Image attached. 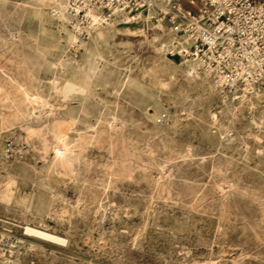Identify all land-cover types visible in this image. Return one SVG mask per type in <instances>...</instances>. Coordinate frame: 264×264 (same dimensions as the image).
I'll return each instance as SVG.
<instances>
[{"label":"rangeland","instance_id":"rangeland-1","mask_svg":"<svg viewBox=\"0 0 264 264\" xmlns=\"http://www.w3.org/2000/svg\"><path fill=\"white\" fill-rule=\"evenodd\" d=\"M28 1L0 0V76L29 82L49 104L14 124L0 118V264H264V102L230 99L201 69L188 76L170 31L143 14L119 19L106 40L74 28L73 42L51 3ZM89 65L102 78H87ZM127 79L153 97L118 86ZM51 109L76 117L63 141L81 156L67 171L53 163L51 134L45 147L26 128L47 130Z\"/></svg>","mask_w":264,"mask_h":264},{"label":"built area","instance_id":"built-area-1","mask_svg":"<svg viewBox=\"0 0 264 264\" xmlns=\"http://www.w3.org/2000/svg\"><path fill=\"white\" fill-rule=\"evenodd\" d=\"M68 11L82 39L115 11L142 13L171 31V57L195 60L234 101H264V0H68Z\"/></svg>","mask_w":264,"mask_h":264},{"label":"bare ground","instance_id":"bare-ground-1","mask_svg":"<svg viewBox=\"0 0 264 264\" xmlns=\"http://www.w3.org/2000/svg\"><path fill=\"white\" fill-rule=\"evenodd\" d=\"M4 1V0H3ZM28 1V0H27ZM32 5H34L35 7H40L42 5H45L47 3H51L53 5V7L56 9V11L58 12L59 16L64 20V23H65V28H66V36L68 37L69 40L71 41H76L77 40V35L75 33V29H74V26L72 24V20H71V16L69 14V11H68V0H30ZM26 2V0H25ZM29 2V1H28ZM23 6V5H22ZM25 6V5H24ZM28 6V5H27ZM3 8V7H2ZM27 8V7H26ZM24 9V8H23ZM29 9V8H28ZM4 10V9H3ZM14 10V8H13ZM34 10V9H33ZM33 10H26L27 14H32V13H37L36 11V8H35V11ZM8 11V10H7ZM25 11V9H24ZM24 11L23 14H24ZM19 12V10H18ZM21 12V13H22ZM7 13V12H6ZM12 13V12H11ZM3 14V13H2ZM10 14V13H9ZM23 14H22V18H23ZM142 13L136 15V16H141ZM18 16V15H17ZM30 16V15H29ZM135 16V15H134ZM20 17V18H21ZM97 18V15L95 16ZM6 18V17H5ZM37 19V18H36ZM119 19H121L123 22L126 23H129L132 21V19H134V17H130V15H127V14H124L123 12L121 11H115L114 12V17L112 18V20L110 22L107 23L106 26L102 25V26H96L94 27L93 29H96V28H99V29H96V39H102V40H106L108 39L109 37L111 36H114L119 30H121L120 28H118V26L116 25L117 21H119ZM137 19V18H136ZM1 20V19H0ZM142 20V19H141ZM144 20V18H143ZM134 21V20H133ZM142 22V21H141ZM104 26V27H103ZM102 27V28H101ZM108 27V28H107ZM126 27V26H125ZM106 28V29H105ZM127 30L129 31L130 28L126 27ZM92 29V30H93ZM135 31V30H134ZM131 32V31H129ZM133 32V31H132ZM136 33V32H134ZM91 34V33H90ZM164 34V33H163ZM170 34H171V44H170V48H169V53H170V49L172 48L173 46V42H174V39H173V35L170 31ZM168 35V34H167ZM166 35V36H167ZM17 36V35H16ZM90 38V36H89ZM167 38V37H166ZM94 39V38H93ZM92 39V41H93ZM165 39V38H164ZM67 42V41H66ZM69 43V42H68ZM167 43V42H166ZM64 47H65V44H63ZM104 45V44H103ZM161 45V44H160ZM68 46V45H67ZM107 46V45H106ZM159 46V45H158ZM157 46V47H158ZM164 46V45H163ZM112 48V47H111ZM162 48V47H161ZM60 49L61 46H60ZM64 49V48H63ZM103 49V48H102ZM165 49V48H164ZM42 50V49H41ZM44 50V49H43ZM42 50V51H43ZM68 51V50H67ZM167 51V50H166ZM96 53H97V56L100 58V60L102 59L103 61V55L100 53V50L96 48ZM47 54V53H46ZM40 55V54H39ZM42 55H44L42 53ZM41 55V56H42ZM61 56V55H60ZM71 56V55H69ZM45 57V56H44ZM43 57V58H44ZM105 57V56H104ZM46 58V57H45ZM67 59V58H66ZM69 59V58H68ZM67 59V60H68ZM47 60V59H46ZM45 60V61H46ZM49 60V59H48ZM56 61V60H55ZM63 61V60H62ZM108 61V60H107ZM116 61V60H114ZM187 61L186 63V69L184 70L185 73L187 72L188 76H200L201 74V71L199 69V64L195 61V60H185ZM112 62V61H111ZM117 62V61H116ZM116 62H113V63H116ZM44 63V62H43ZM51 63V62H50ZM55 63V62H53ZM110 63V62H109ZM40 64V63H39ZM46 64V63H45ZM159 64V63H158ZM41 65V64H40ZM55 65V64H53ZM51 65V66H53ZM108 65V64H107ZM112 65V64H111ZM42 66V65H41ZM50 66V65H49ZM48 66V67H49ZM109 66V65H108ZM178 66V65H177ZM184 66V65H183ZM22 69L24 70H27L26 68V65L24 63H21L20 62V66ZM47 67V68H48ZM107 67V66H106ZM168 65L166 63H164L163 61L160 62L159 66H158V71H166L168 70L167 69ZM54 68V67H53ZM55 68H57L55 66ZM96 67H93L91 65H89L87 67V69H84L86 71V77L89 78L90 80L92 79H95V78H102L103 76V71L102 72H98L95 70ZM110 68V66H109ZM49 69V68H48ZM111 69V68H110ZM53 70V69H51ZM115 70V69H114ZM0 71L4 72L5 70L3 68L0 67ZM106 71V70H105ZM104 71V72H105ZM110 71V70H109ZM202 72L205 74L204 76V79L205 78H208L207 76H210L209 73H207L206 71L202 70ZM159 73V72H157ZM156 74V72H155ZM161 74V73H160ZM186 75V74H185ZM1 77V76H0ZM130 77V76H129ZM3 80L0 81V104L1 106H5L7 107L8 109L10 108L11 109V112H9L8 114L6 113H1L0 112V118L2 120V123L4 125H7L6 123H15V122H19V121H22V120H27L31 117L32 115V110L36 107H41V110H42V107L46 106L49 104V102L47 101L45 95H43V93H41L40 91L32 88V85H30V83L24 81V80H19V79H16L14 76H11V75H4V77L2 76L1 77ZM59 78V77H58ZM112 78V77H111ZM211 78V77H210ZM209 78V79H210ZM137 79V78H136ZM108 80V79H107ZM138 80V79H137ZM199 80V79H198ZM207 80V79H205ZM101 81V80H100ZM106 80L104 79V82ZM123 81V80H122ZM197 81V80H196ZM113 82V81H112ZM158 82V81H157ZM200 82V81H198ZM98 83V82H97ZM203 83V82H202ZM201 83V84H202ZM52 84V83H51ZM96 84V83H95ZM99 84L102 85V83L99 82ZM107 84V83H106ZM125 84V85H124ZM159 84H165V83H162L161 82H158V85ZM104 85V84H103ZM124 85V87L126 85H133L135 86L137 89L139 88L141 90V93L142 94H146L148 96H152L151 94V91L149 92L140 82L136 81V80H132V79H127L125 82H123L122 84L119 82L118 83V86L122 87ZM214 85V84H213ZM160 86V85H159ZM211 86V84H210ZM215 86V85H214ZM213 86V87H214ZM132 87V86H131ZM204 87V86H203ZM123 88V87H122ZM134 88V87H133ZM133 88H131L132 90H134ZM118 89V88H117ZM128 89V88H127ZM126 89V90H127ZM130 89V90H131ZM136 89V90H137ZM119 90V89H118ZM209 90V89H208ZM215 90V89H214ZM138 91V90H137ZM155 91V90H154ZM207 91V90H206ZM116 92V91H115ZM122 92V91H121ZM208 92V91H207ZM118 93V92H117ZM157 93V92H156ZM225 95V94H224ZM144 96V95H143ZM142 96V97H143ZM148 96H146L148 98ZM153 97V96H152ZM146 98V99H147ZM150 98V97H149ZM226 98V96H225ZM221 99H222V96H221ZM228 99V98H227ZM226 99V100H227ZM247 100V99H246ZM225 101V100H224ZM249 102V101H248ZM264 102V101H263ZM227 104V103H226ZM251 104V103H250ZM249 104V105H250ZM253 104V103H252ZM260 104V102H259ZM52 106V104H50ZM256 105V103H255ZM263 105V104H262ZM228 106V105H227ZM234 107V105H232ZM49 107V106H47ZM231 107V106H230ZM256 107V106H255ZM258 107V106H257ZM256 107V108H257ZM60 108V107H59ZM247 108V107H246ZM249 108V107H248ZM46 109V108H45ZM49 109V108H48ZM53 109V108H52ZM50 110V112H47L49 113V117L51 118L50 119V124L46 125L47 127V130H39V129H36L34 127H32L31 125H29L27 128V131H28V134L29 135H38L41 139H42V142L43 144L45 145V147H48V143L46 142V139H47V133L51 134L52 136V140H53V143H52V147L55 151V156H54V160H53V163L54 165L56 166H61L63 168H66V171L67 169H69L72 165V159L73 158H78L79 155H75L73 154L74 156L70 155L69 152H70V148L67 147V145H65L63 139L65 137V135L67 134V131L68 130H72L73 129V126L74 124L76 123V117L72 116V115H67V116H61V115H57L54 110ZM229 109V107H228ZM258 110V109H257ZM263 110V109H262ZM228 111V110H226ZM247 111V110H246ZM255 111V110H254ZM43 112V111H42ZM256 112V111H255ZM40 113V112H39ZM64 113V112H63ZM67 114V113H66ZM73 114V113H72ZM39 115V114H38ZM47 116V114H45ZM240 114H238L239 116ZM251 116V114H250ZM257 116V115H256ZM261 116V115H260ZM123 117V116H122ZM33 118V117H32ZM121 118V117H120ZM35 119V118H34ZM37 119V118H36ZM35 119V120H36ZM117 119V118H116ZM0 120V121H1ZM32 120V119H31ZM251 120V118L249 119ZM259 120V119H258ZM257 120V121H258ZM34 121V120H33ZM39 121V120H38ZM255 121V120H254ZM262 121V120H261ZM264 121V120H263ZM230 122V121H229ZM253 122V121H252ZM33 123V122H32ZM238 123V122H237ZM243 123V122H242ZM240 122V124H242ZM17 124V123H16ZM120 124L121 125H124L125 122L121 119L120 120ZM176 124V122H175ZM234 124V122H233ZM255 124H257L258 126L262 127L264 126V122L261 123V122H256ZM2 125V124H1ZM0 125V126H1ZM115 125V124H114ZM111 126V125H110ZM4 127V126H3ZM8 127V126H7ZM248 127V125H247ZM44 129V128H43ZM76 129V128H75ZM90 129V128H89ZM264 129V128H262ZM243 130V129H242ZM261 130V129H260ZM150 131V130H149ZM74 132V131H73ZM258 132V131H257ZM260 132V131H259ZM97 133V132H96ZM79 134V133H78ZM86 134V133H85ZM204 134V133H203ZM254 134V133H253ZM262 134V133H261ZM88 135V134H87ZM264 135V132L263 134ZM237 136V135H236ZM255 136V135H254ZM78 137V136H77ZM36 138V137H35ZM79 138V137H78ZM31 139V138H30ZM90 138L86 135H82L81 136V140H78L80 141V145H84V143H86ZM230 139V138H229ZM257 139V137H256ZM261 139V138H260ZM37 142V140H35ZM97 141V140H96ZM233 141V140H232ZM76 142V141H75ZM89 143V141H88ZM87 143V144H88ZM133 143V142H132ZM138 143V142H137ZM140 143V142H139ZM162 143V142H161ZM141 144V143H140ZM74 146H76L74 144ZM89 146V145H88ZM77 147V146H76ZM80 147H83V146H80ZM86 147V146H85ZM134 147V146H133ZM139 147V146H137ZM84 148V147H83ZM88 148V147H87ZM47 149V148H46ZM75 149H78L74 147V151H76ZM73 150V149H72ZM81 150V149H80ZM83 150V149H82ZM81 150V151H82ZM45 153V152H44ZM84 153V152H83ZM43 155V154H42ZM183 155V154H182ZM47 156V155H46ZM81 156V155H80ZM184 156V155H183ZM92 157V156H91ZM90 157V158H91ZM124 159V158H123ZM128 159V158H127ZM78 161V160H77ZM52 163V164H53ZM77 163V162H76ZM75 163V164H76ZM78 164H79V161H78ZM122 164H125L122 163ZM120 166V165H119ZM54 167V166H53ZM75 167V166H74ZM169 167V166H168ZM221 167V166H220ZM106 168V167H105ZM109 168V167H108ZM123 168V167H121ZM129 169V168H127ZM221 169V168H220ZM123 170V169H122ZM121 170V171H122ZM115 171V170H114ZM163 171V170H162ZM218 171V170H217ZM220 171V170H219ZM55 172V171H54ZM62 172V170H61ZM113 172V170H112ZM71 173V172H70ZM117 173V171L115 172ZM220 173V172H219ZM71 175V174H70ZM131 176V175H130ZM160 176V175H159ZM234 176V175H233ZM70 177V176H69ZM130 178V177H129ZM132 178V177H131ZM183 180V179H182ZM221 181V180H220ZM191 182V181H190ZM223 182V181H222ZM233 182V181H232ZM227 183V182H226ZM237 183V182H236ZM6 184V183H4ZM223 184V183H222ZM232 184V183H231ZM8 185V184H7ZM218 185V184H217ZM220 185V184H219ZM227 185V184H225ZM233 185V184H232ZM9 186V185H8ZM14 186V185H13ZM162 186V185H161ZM227 187V186H225ZM233 187V186H232ZM235 187V186H234ZM8 188V187H7ZM86 188V187H85ZM164 188V187H163ZM221 188V187H220ZM223 188V187H222ZM81 190V189H80ZM12 192V191H11ZM222 192H223V189H222ZM226 192V191H225ZM2 197L4 199H8L10 196V192H8V189H5L4 192L2 193ZM192 203V202H191ZM190 206V205H189ZM157 210V209H156ZM160 213V211H159ZM105 218V217H104ZM133 218V217H132ZM154 220V218H153ZM161 220V219H160ZM156 221V220H155ZM158 226V225H157ZM175 226V225H174ZM155 227V226H154ZM171 227V226H170ZM177 227V226H176ZM165 228V227H164ZM27 231L29 232H32V233H35L36 235H39L40 237H45V238H49V239H53V240H60L62 241V239L59 237V236H56V235H53L49 232H46L44 230H40V229H33L32 227L31 228H26ZM26 231V230H25ZM24 231V232H25ZM142 233V232H141ZM163 238V237H162ZM201 242V241H200ZM56 245V244H55ZM18 250V249H17ZM41 259V258H40ZM41 261V260H40ZM166 263V262H165ZM193 264V263H192Z\"/></svg>","mask_w":264,"mask_h":264}]
</instances>
